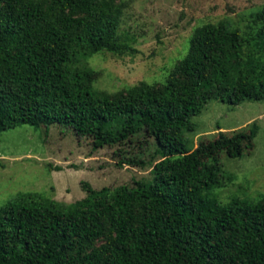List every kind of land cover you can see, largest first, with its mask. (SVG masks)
I'll use <instances>...</instances> for the list:
<instances>
[{"label":"trees","instance_id":"obj_1","mask_svg":"<svg viewBox=\"0 0 264 264\" xmlns=\"http://www.w3.org/2000/svg\"><path fill=\"white\" fill-rule=\"evenodd\" d=\"M129 4L0 0V132L61 125L93 150L141 139L150 161L119 164H154L153 179L132 188L84 183L87 197L74 203L20 193L0 212V264H264V195L220 202L213 192L233 175L219 159L202 161L170 122L213 99L264 100V5L247 31L227 20L195 28L165 81L111 92L95 85L89 59L136 52L121 31Z\"/></svg>","mask_w":264,"mask_h":264},{"label":"rangeland","instance_id":"obj_2","mask_svg":"<svg viewBox=\"0 0 264 264\" xmlns=\"http://www.w3.org/2000/svg\"><path fill=\"white\" fill-rule=\"evenodd\" d=\"M263 5L264 0H130L121 31L135 38L136 52L102 51L90 57L98 74L95 85L112 92L143 80L161 83L186 55L195 28L227 20L247 31ZM170 122L183 127L202 161L219 159L233 175L213 192L220 202H256L264 195V100L233 106L213 99L200 111L175 114ZM254 123L259 131L252 137ZM139 140L93 150L91 139L61 125H52L48 133L27 124L0 132V212L22 192L74 203L87 197L84 183L101 189L150 181L154 164H119L131 156L150 161L153 147Z\"/></svg>","mask_w":264,"mask_h":264}]
</instances>
